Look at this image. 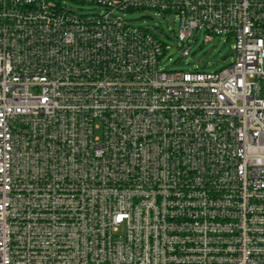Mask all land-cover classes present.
I'll list each match as a JSON object with an SVG mask.
<instances>
[{"label": "built area", "instance_id": "built-area-1", "mask_svg": "<svg viewBox=\"0 0 264 264\" xmlns=\"http://www.w3.org/2000/svg\"><path fill=\"white\" fill-rule=\"evenodd\" d=\"M0 0V264H264V0ZM173 14L166 70L124 15Z\"/></svg>", "mask_w": 264, "mask_h": 264}, {"label": "rangeland", "instance_id": "rangeland-1", "mask_svg": "<svg viewBox=\"0 0 264 264\" xmlns=\"http://www.w3.org/2000/svg\"><path fill=\"white\" fill-rule=\"evenodd\" d=\"M66 6L78 13H89L99 8L89 4H78L67 0ZM124 17L136 26L147 28L164 45L168 51L161 58V67L166 70L191 71L200 69L204 72H217L228 66L235 59L231 41L224 36H215L209 42L204 41V32H195L185 41L191 47L188 56L182 55V43L177 40L179 21L175 15L146 10H134L125 13Z\"/></svg>", "mask_w": 264, "mask_h": 264}]
</instances>
